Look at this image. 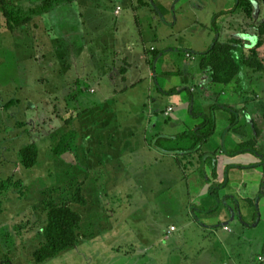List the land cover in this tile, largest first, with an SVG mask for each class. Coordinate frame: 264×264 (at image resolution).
I'll list each match as a JSON object with an SVG mask.
<instances>
[{"label":"rangeland","instance_id":"374dc122","mask_svg":"<svg viewBox=\"0 0 264 264\" xmlns=\"http://www.w3.org/2000/svg\"><path fill=\"white\" fill-rule=\"evenodd\" d=\"M77 1L84 0H0V183L11 178L15 182H21L20 188L12 189L2 198L0 264H36L33 255L45 241L44 228L50 208L53 205H72L79 187L88 204L87 206L72 205L71 208L83 218L81 229L84 237L73 250L64 252L44 264H186L184 261L175 263L178 256L179 258L186 256L179 255L174 250L167 261L164 260L165 257L152 259V255L161 249L151 246V241L154 242L159 234L154 230L155 226L162 225L163 229H170L172 225L171 227L177 228L179 233L180 226L176 222H171L160 209L162 207L160 203L165 202L164 199H156V196L141 198L146 196L142 190L154 193L184 192L186 183L179 181L177 172L171 173L166 162L155 166L149 164L148 161L152 156L148 153L141 152V159L138 160L136 150L141 151L142 144L139 140L141 136L132 138L126 134H129L133 128L140 129L141 125L138 126V120L134 121L132 118L131 121H125L126 117H130L129 113L135 117L133 107H136L137 103L126 102L128 104H123V108L119 103L117 109L120 111L117 112L115 109H109L112 105L113 107L117 105L115 102H99V95L95 97L98 93L94 94V87L89 86L87 71H82L78 67V64L81 66L87 63V57L84 54L78 56V53H82L78 44L81 40L74 37L73 33L78 31L82 36L84 33L92 34L98 31L96 33L98 35L102 29L107 28V25H98L96 28L93 24L90 26L82 18L84 5H76ZM168 3L170 0L166 1V6ZM204 5L205 7L199 9V25L205 29L210 26L212 13L228 11L234 7L231 0H204ZM166 6L162 14H173L170 26L172 25L173 29L177 25L176 28L174 27L175 36L178 33V22L183 27L196 21L193 16L180 19L181 7L176 9L174 6L168 5L167 8ZM152 7L157 10L154 4ZM245 9H252V18L249 19ZM118 11L120 12L121 9ZM188 12L189 9L185 11ZM236 13L234 22L226 23L229 28L223 27L225 23H222L219 29L214 30L215 33L219 30L222 38L233 37L232 40L242 41V47H238L236 51L241 56L243 49L244 60L254 57L253 54L256 53L255 58L247 62L249 71L247 72L244 67L226 87L228 92L235 94L246 92V75L257 78L264 72V33H262L264 32V0H242ZM16 22L23 24L17 26ZM191 37L197 44L202 43L205 33L194 30V35ZM189 40L190 38L187 39ZM183 42V38L178 41V50L184 49ZM171 46L175 48L176 44L171 43ZM184 55L183 50L167 54L163 65L159 64L162 67L157 68L155 72L154 80L157 84L155 83V87L152 85L153 91L156 87L168 88L165 93L172 90L182 91L181 95L173 96L172 106L177 108L170 116L175 115L174 117L178 118L180 115L183 116V120L172 127L171 122L175 119L171 118L170 121V116L166 114L168 109L166 107L170 105L169 100L166 99L168 102L161 104L163 109H166L163 113L165 118L160 113V117L163 118H160V121L168 123L164 131L166 134L161 136L157 132L149 133L148 130L154 127V116H151V121L147 122L148 129L145 136L151 147H154L152 145L154 139L172 136L183 131L185 128L183 125L186 127L189 125L187 120L183 122L187 113L186 108L179 106L184 101L186 107L192 105L191 97L186 91L191 89V86L181 82L184 81L185 74L178 72V66L174 68V63L180 65L182 58H185ZM240 56L237 55V58L239 59ZM88 65L90 68L93 67L91 64ZM160 71L174 74L172 86L168 84V79L161 78ZM96 75V71L88 74L89 77ZM219 88L226 89L222 86ZM98 89L100 93L103 91L105 95H113V88L108 84ZM255 92L257 91L254 90L249 94V98L253 101L260 98ZM155 96L156 99L161 98L157 91ZM213 97L214 94H211L205 102L213 100ZM262 97L264 98L263 95ZM93 100L98 101L93 102ZM218 100V104L226 101L224 97ZM152 104L153 102L148 105ZM125 108L129 113L124 110ZM151 111L154 112L155 109L151 108ZM227 117L230 119V115ZM224 118L226 119V115ZM138 119L140 120L139 116ZM229 119L222 122L219 116L220 130L226 125L229 127ZM122 120L125 121L121 126L123 135L115 129ZM247 123L250 126L253 124L252 121ZM251 130L253 132V129ZM104 131H109V136L111 133H118L116 141L110 143L114 146L117 144L122 146L112 150L105 147V135H102ZM72 132L75 136L69 137ZM231 133L232 136H236ZM251 136H253L250 140L252 143L255 133H251ZM175 138L171 137V140L174 141ZM97 140L102 142L104 148H98ZM217 143L218 140L211 141L210 146H215ZM30 144L38 146L39 159L35 168L27 170L23 166L21 151ZM251 145L249 144L248 148ZM127 149H129L128 153H124ZM240 149H246L245 145H241ZM104 153L115 159L114 162H109L107 167L102 166ZM219 155L220 153L217 154ZM250 156L251 153H240L232 155L230 160L243 165L250 162ZM223 164L218 168L220 173L226 170ZM137 170L145 173L128 181L127 178ZM90 171L93 173L86 175V172ZM99 171L101 179H97ZM208 174L212 177V174ZM199 176L196 180H199ZM211 177L209 180L212 179ZM255 183L246 191V196H251L245 204V218L249 221L253 219L254 213H257V216L260 213L264 217V200L259 201V189ZM171 188L173 190H170ZM213 188L211 191L214 190ZM103 189L120 192V197H105L100 204L98 193ZM129 194H132V199L128 200ZM261 195V198H264L263 194ZM216 200L218 199H213L212 202ZM189 201L194 203V199L188 200L186 194L180 193L179 199L172 203L174 210L176 212L179 210L181 219L188 218L183 213L185 204ZM195 213L199 218L202 217L201 213L197 211ZM207 219L204 218V221ZM195 235V231L189 230L187 238L194 239ZM258 235L259 237L264 235V227L251 231L249 239L253 240L254 236L258 237ZM254 246L253 244L252 256L257 257V253H261V250ZM206 247L213 250L211 242ZM175 248L176 246H173L172 249ZM181 249L183 252H188L191 248L181 247Z\"/></svg>","mask_w":264,"mask_h":264},{"label":"crops","instance_id":"0c3cea01","mask_svg":"<svg viewBox=\"0 0 264 264\" xmlns=\"http://www.w3.org/2000/svg\"><path fill=\"white\" fill-rule=\"evenodd\" d=\"M166 1L167 0L77 1L76 5H84L85 9L82 18L85 19L90 26L93 24L96 28L98 25H107V28L105 30L102 29L98 35L96 34L98 31L92 34L84 33L82 36H80V32L78 31L73 33L74 37L81 40L78 44H80L82 53H78V56L84 54V56L87 57V63L85 62L86 64H82L81 66L78 64V67L81 68L82 71H87L86 76L89 80V86L94 87V94L98 93L95 97L99 95V102H115L117 104L115 107L112 105L109 109H115V111L118 112L120 111L117 109L119 103L122 108L123 104L137 103L136 107H133L135 108V117H133L126 108L124 110H126L130 116L126 117V122L132 118L134 121L138 120V126L141 125L140 129L133 128L129 134H126L132 138H135L137 135L141 136L139 138L142 144L141 151L136 150V153H138V160L141 159L140 153L144 152L152 156V159L148 161L152 166L166 162L171 173L172 171L177 172L179 181L186 183V191L180 193L186 194L188 200L194 199V203L189 201L185 204L186 206L183 214L186 217L188 216V218L181 219L178 213L179 210L176 212V210H174V204H172L174 200L179 199L180 193L172 191L154 193L152 191L145 192L142 190L146 196H141V198L156 196V199H164L165 202L160 203V206H162L160 209H162L163 214L168 217L171 222H176L180 226V233L177 228L171 227L172 225H170V229H163L162 225L155 226L154 230H157L159 234L154 242L151 241V246L154 245L161 249L159 252H155L152 255V259L158 260L165 257L164 260L167 261L169 255L174 250L179 255L186 256L180 258L178 256L175 263L184 261L186 264H262L259 262V258H264V235L262 237L258 235L260 239L254 236L253 240L251 238L249 239V236L251 231H257L264 227V217L260 213L258 216L257 213H254L253 219L249 221L245 218V204L251 197L249 195L246 196V191L255 182L257 185L256 187L259 189L258 199L260 202L264 200V198H261V194L264 196V157L263 160H260L251 154L250 162L241 165L231 161V156L228 153L237 151L241 144L250 142L253 137L251 133H255V137L252 141L257 144V148L261 154L260 156H262V154L264 155V98L262 97V95L264 96V72L260 73L257 78H251L250 75H246L245 86L247 89L245 93L239 92L235 94L233 92H228V88L224 86L222 87L226 88L225 90L219 88L220 85H215L212 82L210 74L202 66V58L197 56V54L207 52L217 39L221 43H226L233 39V37L222 38L219 34V30L217 33H215L214 30L219 29L222 23H225L223 27L226 26V28H229L230 26L226 23L234 22L237 13L221 17L217 20V25L214 26L215 17L221 13L214 12L210 17V26L205 29L199 25V9L205 7L204 0H189L190 2L187 0H170V3H168L169 6H174L176 9L181 7L180 19L188 16H193L196 19L195 22H192V26L185 24L181 27L178 22V33H176L175 36L174 27L176 28L177 25L174 26L173 29L172 25L170 26V24H172L173 14H162V11L165 10L164 6H166ZM231 1L234 6L236 0ZM153 4L154 7L157 8L156 11L152 7ZM117 8L121 9V11L119 12ZM188 9L189 12L185 13ZM139 25L141 26L139 27ZM194 30L205 33L202 43L200 42L197 44L194 38L191 37L194 35ZM92 35L96 36L93 37ZM69 38H71V36H69ZM181 38H183L184 41L182 44L184 49L182 50L185 53V58H182L180 65L174 63V68L178 66V72L185 74L184 81L182 80L181 82L191 86L190 91L193 94L192 98L195 105H198L204 112L209 113L211 108L218 104V98L222 99V97H224L226 101L220 104L223 106H230L239 112V126L236 130L230 132L228 131V125L225 127L222 126L224 129H219L221 123L219 122V116H221L222 122H225L229 119V117H227L229 114L224 110L217 112L218 128L211 141L218 140L219 143L215 146H210V141L203 147L201 154L206 155L205 158H202L200 154L194 157H179L167 154L155 147H151L149 143H147V136H145L148 129L147 122L151 121V116L155 117L153 120L154 127L152 130H148L149 133L157 132L161 136L166 134L164 131L168 123L160 121L163 119L162 116L160 117V113L163 114L167 108L172 106L173 96L182 94L179 93L169 96L168 98V95H165L166 93L164 92L168 88L156 87L153 91L152 87V85L155 87V83L157 84L154 80L155 72L157 68L160 69L162 67L159 64L163 65L166 55L173 54L175 51H182L178 50V41ZM189 38L190 40L187 41ZM98 39L103 41L98 42ZM171 43H175L176 47L174 48L171 46ZM191 56L192 58H190ZM190 61L191 63H189ZM88 64L93 65V67L90 68ZM245 70L248 72L249 68L247 67ZM91 71H96L97 75L89 77L88 74H90ZM160 72H162L161 78L164 80L168 79V84L172 86L174 74H171V72ZM106 84L113 88V95H105L103 91L100 93L98 87ZM254 90L257 91L255 94L260 96L257 101H253L249 98V94L254 92ZM155 91L158 92V96L161 98L156 99L157 96H155ZM211 94H214L213 100L206 103L205 100L208 99V96ZM261 98L263 99L261 100ZM166 99L169 100L170 105H168L166 109H163L161 104H164L165 101H167ZM98 100H93V102ZM152 102V105H148ZM184 102L179 107L186 108L185 110L187 113L183 122L187 120L189 125L186 127V125L182 123L185 127L183 131L174 133L172 136L166 137V139H171V137L177 138L179 135L194 129L198 124L191 116V106L186 107ZM151 108H154L155 111H151ZM173 113H175V111ZM225 115L226 119L224 118ZM174 116L169 117L170 121H172L171 118L175 119V121L171 122L172 127L175 123H179L181 119L183 120V116L178 115V118ZM163 117L165 118L164 114ZM125 121L122 120L120 124L117 125L118 127L115 128L120 133H122L121 126L125 124ZM247 121L253 122V124H251L252 127ZM244 126H246V128ZM251 129H253V132ZM231 132L236 136H232ZM105 133H107V135ZM109 133V131H104L102 133V135H105V147H109V150H112L113 148L122 146V144L114 146L110 143L116 141L118 133H111L110 136ZM97 143L98 148H104L100 140H97ZM128 151L129 149L124 153H128ZM218 153H220L219 156H217ZM212 154H215L217 159L208 158L209 155ZM104 155L105 159L102 161L103 167H107L109 162L115 161V159H111L106 153H104ZM161 157H164V159ZM222 163H224L223 166L226 170L220 173L218 168ZM206 168L211 170L207 171L205 170ZM92 173V171L86 172V175H91ZM144 173L145 171L137 170L131 174L130 178H127V180L132 181L134 179L133 177L138 178ZM208 173L212 174V177ZM99 174L100 171L97 176L99 178L97 179H101V175ZM198 175H200L199 180H196ZM210 177L212 179L209 180ZM85 182L87 183V178ZM213 185H215V188H213ZM212 188L214 189L213 191H211ZM170 190H173V188ZM98 194L100 204L105 197H120V192H111L110 190L107 191L104 189ZM129 195L128 200L132 199V194ZM213 199L218 200L212 202ZM195 211L201 213L202 217L199 218ZM204 218L208 219L204 221ZM172 228H175V231L172 232ZM226 228L228 230H226ZM189 230L196 232L194 239L187 238ZM178 233L179 235L176 236ZM209 242L212 244V251L206 247ZM253 244L255 245L254 247L261 250V253H257V257L252 256ZM173 246H176V248L172 249ZM181 247H190L191 249L188 252H183Z\"/></svg>","mask_w":264,"mask_h":264},{"label":"trees","instance_id":"16d2710c","mask_svg":"<svg viewBox=\"0 0 264 264\" xmlns=\"http://www.w3.org/2000/svg\"><path fill=\"white\" fill-rule=\"evenodd\" d=\"M244 3V2H243ZM242 0H236L234 7L228 11H223L215 17L214 26L217 25V20L226 15H233L240 8ZM244 5H246L244 3ZM247 7V6H246ZM248 12L249 19L252 18V9H245ZM17 26H22L23 23L16 22ZM262 33H264L262 31ZM243 42L234 39L228 43H221L218 39L210 46L207 52L203 54H197L202 58V66L208 71L212 78V82L215 85L227 87L232 82V79L238 76L243 68L247 67V62L254 59V57L243 58L242 55L237 53L238 47H242ZM237 55L240 58H237ZM192 58V56L190 57ZM192 100L190 113L193 119L198 124L194 129L187 131L179 135L174 141L166 138H158L152 141V145L167 154H173L179 157H194L200 154L202 158L206 155L201 154L203 147L211 141L215 136L218 128L217 124V112L220 110L226 111L230 115L228 130H236L239 126V112L232 107L226 105L216 104L210 112H204L201 108H197L193 100V94L190 89H186ZM182 93V91L172 90L165 95L173 96ZM75 133L69 134V137H74ZM171 145H168V143ZM249 144L251 147L248 148ZM241 145H245L246 149H240ZM239 150L232 153H228L230 156L240 153H251L260 160L263 157L260 156V152L257 148V144L252 141L241 144ZM62 152V151H61ZM22 162L25 169L30 170L37 166L39 159V148L36 144H30L21 151ZM209 158L217 159L215 154L209 155ZM21 186V182H15L13 178L3 180L0 183V211L3 196L12 189H18ZM88 201L83 195L82 189L79 187L76 191V195L72 205L87 206ZM72 205H53L48 213L47 224L44 228V243L35 250L33 259L36 264H44L51 261L61 255L64 252L73 250L79 243L80 239L84 237V232L81 229L83 221L82 216L74 211ZM83 232V235H82ZM264 264V263H262Z\"/></svg>","mask_w":264,"mask_h":264},{"label":"built area","instance_id":"2783aa9c","mask_svg":"<svg viewBox=\"0 0 264 264\" xmlns=\"http://www.w3.org/2000/svg\"><path fill=\"white\" fill-rule=\"evenodd\" d=\"M174 111H175V108L173 106H171V107H169L167 109L166 114L170 116ZM226 230H228V229L226 228ZM172 231H175V228H172ZM259 262L260 263H264V258L263 257H260L259 258Z\"/></svg>","mask_w":264,"mask_h":264}]
</instances>
